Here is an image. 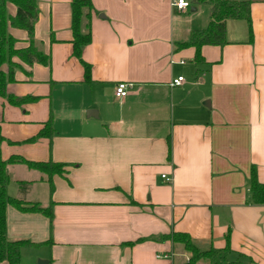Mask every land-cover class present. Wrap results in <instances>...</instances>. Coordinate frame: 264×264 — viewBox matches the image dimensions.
<instances>
[{
    "label": "crops",
    "instance_id": "0c3cea01",
    "mask_svg": "<svg viewBox=\"0 0 264 264\" xmlns=\"http://www.w3.org/2000/svg\"><path fill=\"white\" fill-rule=\"evenodd\" d=\"M35 1L33 38L50 62L15 59L6 92L28 99L0 97V156L65 172L51 190L40 171L6 165L8 195L52 212L6 207L7 238L33 243L21 263L185 264L190 253L165 237L182 232L200 249L228 244L230 260L264 264V204L248 187L252 167L264 184V0H251L252 39L247 25L231 38L228 20L227 43L204 45L200 64L180 43L205 27L174 0H91L87 73L73 54L70 0ZM9 32L29 44L25 30ZM119 82L131 83L121 98ZM48 121L51 138L37 136Z\"/></svg>",
    "mask_w": 264,
    "mask_h": 264
},
{
    "label": "trees",
    "instance_id": "16d2710c",
    "mask_svg": "<svg viewBox=\"0 0 264 264\" xmlns=\"http://www.w3.org/2000/svg\"><path fill=\"white\" fill-rule=\"evenodd\" d=\"M251 2V0H195L193 2L195 4L207 3L210 5L207 26L202 29L193 30L188 40L180 43L181 46L193 48V62L195 64L205 61L201 54V49L204 45L222 46L227 43L226 21L228 20L244 21L247 25L249 39H252L250 20ZM8 3H12L15 6L14 15L9 14L7 9ZM70 7L73 54L82 61V48L91 39L90 21L93 6L91 0H70ZM37 17L38 7L35 0H0V97L7 98L12 104H20L28 99L15 97L6 92V85L14 81V71L20 67L19 62L15 61V59L29 66L35 62L44 65H48L50 62L49 57L38 49L33 38L34 23ZM10 26L26 31L29 39V44L26 47L16 46V39L9 32ZM84 65L87 73L89 67L85 63ZM52 132L51 123L48 121L38 132L37 136L50 139ZM34 138L30 140H34ZM1 140L2 136L0 134V142ZM8 163H23L27 167L45 174L51 190L52 176L64 173L65 164L52 160L30 161L20 156H11L7 160H3L0 156V262L22 264L20 261L21 248L32 246L33 243L26 239L12 240L7 238L6 207L12 205L19 211L41 213L48 218L52 217V212L50 206L42 207L38 203L25 202L8 195L6 191V186L9 183V177L6 172V165ZM27 185L28 182H19L21 190H24ZM248 187L250 190V202L264 204V184L258 181L254 167L251 168ZM165 237L170 238L172 242L181 243L184 249L190 253V257L185 264H195L201 259L210 260L213 264H253L250 261L230 260L229 253L231 249L228 244L221 249L209 247L203 250L186 233L172 232Z\"/></svg>",
    "mask_w": 264,
    "mask_h": 264
},
{
    "label": "rangeland",
    "instance_id": "374dc122",
    "mask_svg": "<svg viewBox=\"0 0 264 264\" xmlns=\"http://www.w3.org/2000/svg\"><path fill=\"white\" fill-rule=\"evenodd\" d=\"M190 2L189 7L187 8V14L191 21H193V25L196 27H206L209 21V7L207 3H199L195 4L193 3L194 0H188ZM196 6V11H191V7ZM230 26V32L232 28H235L232 34H230V37H238L239 34L242 32V28L246 27V23L242 20H229L228 21ZM241 30V31H240ZM237 259V258H236ZM199 261V260H198ZM237 261V260H235ZM201 264H213L210 260L207 259H201ZM197 263V262H196ZM195 263V264H196Z\"/></svg>",
    "mask_w": 264,
    "mask_h": 264
},
{
    "label": "built area",
    "instance_id": "2783aa9c",
    "mask_svg": "<svg viewBox=\"0 0 264 264\" xmlns=\"http://www.w3.org/2000/svg\"><path fill=\"white\" fill-rule=\"evenodd\" d=\"M172 5L177 9V10H185L189 7L190 2L188 0H174L172 2ZM183 62V61H182ZM183 80L182 76H179L178 78L174 79L172 81V85L180 84L181 81ZM131 86V83L127 82H119L115 85L114 88V95L115 97H124L127 94L128 88ZM164 177V175H162Z\"/></svg>",
    "mask_w": 264,
    "mask_h": 264
},
{
    "label": "water",
    "instance_id": "95a60500",
    "mask_svg": "<svg viewBox=\"0 0 264 264\" xmlns=\"http://www.w3.org/2000/svg\"><path fill=\"white\" fill-rule=\"evenodd\" d=\"M44 263V261H38L37 262V264H43Z\"/></svg>",
    "mask_w": 264,
    "mask_h": 264
}]
</instances>
